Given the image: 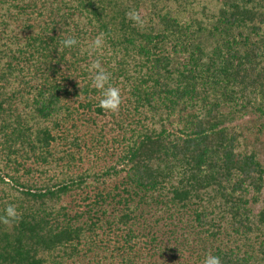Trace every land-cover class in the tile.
<instances>
[{
    "label": "trees",
    "instance_id": "16d2710c",
    "mask_svg": "<svg viewBox=\"0 0 264 264\" xmlns=\"http://www.w3.org/2000/svg\"><path fill=\"white\" fill-rule=\"evenodd\" d=\"M250 113L264 128V0H0V264H264Z\"/></svg>",
    "mask_w": 264,
    "mask_h": 264
},
{
    "label": "clouds",
    "instance_id": "9594fccd",
    "mask_svg": "<svg viewBox=\"0 0 264 264\" xmlns=\"http://www.w3.org/2000/svg\"><path fill=\"white\" fill-rule=\"evenodd\" d=\"M126 16L131 19L135 24L143 26L144 21L141 15L136 10H131L126 13ZM63 47L72 48L78 44V40L75 36H69L61 41ZM103 47V33L98 35L89 45L88 53L91 56L92 53ZM89 72L92 73V84L94 87L101 91L102 99L99 102V106L105 110L116 111L121 104L120 89L118 87L112 86L109 81L111 74L104 70L101 66L100 61L97 59L93 61L89 67ZM4 223H8L9 220L18 219V213L15 205L9 204L5 208V216L0 217ZM203 264H221L220 257L212 255L209 253Z\"/></svg>",
    "mask_w": 264,
    "mask_h": 264
},
{
    "label": "rangeland",
    "instance_id": "374dc122",
    "mask_svg": "<svg viewBox=\"0 0 264 264\" xmlns=\"http://www.w3.org/2000/svg\"><path fill=\"white\" fill-rule=\"evenodd\" d=\"M98 123L108 130L112 123V117L100 116ZM106 123V124H105ZM233 125H237L246 139V143L250 146H254L257 149L261 160L264 163V128L262 122L258 119V114L250 113L242 118H236ZM264 195V191H263Z\"/></svg>",
    "mask_w": 264,
    "mask_h": 264
}]
</instances>
